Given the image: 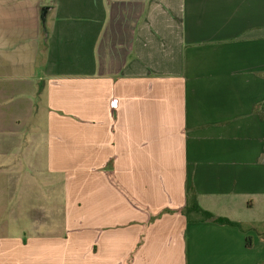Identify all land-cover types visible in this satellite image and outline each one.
Segmentation results:
<instances>
[{"label":"crops","instance_id":"1","mask_svg":"<svg viewBox=\"0 0 264 264\" xmlns=\"http://www.w3.org/2000/svg\"><path fill=\"white\" fill-rule=\"evenodd\" d=\"M257 224L264 0H0V264H264Z\"/></svg>","mask_w":264,"mask_h":264},{"label":"trees","instance_id":"2","mask_svg":"<svg viewBox=\"0 0 264 264\" xmlns=\"http://www.w3.org/2000/svg\"><path fill=\"white\" fill-rule=\"evenodd\" d=\"M185 211L186 213L191 212V213L197 214L198 216H200V219L203 222H212V223H218V224H224V225H231V226H236L240 228V225L237 224L236 222H232L226 218L213 215L212 213L200 208L199 205L197 204L196 198L193 193L191 194L190 198L187 201ZM247 243H249V239H247Z\"/></svg>","mask_w":264,"mask_h":264},{"label":"rangeland","instance_id":"3","mask_svg":"<svg viewBox=\"0 0 264 264\" xmlns=\"http://www.w3.org/2000/svg\"><path fill=\"white\" fill-rule=\"evenodd\" d=\"M259 213L260 212H254L253 213V217H255V218H257V217H259ZM253 231V233L254 234H257V231L258 232H263L264 233V225H261V226H258V224L256 225V227H255V230H252Z\"/></svg>","mask_w":264,"mask_h":264},{"label":"water","instance_id":"4","mask_svg":"<svg viewBox=\"0 0 264 264\" xmlns=\"http://www.w3.org/2000/svg\"><path fill=\"white\" fill-rule=\"evenodd\" d=\"M43 11H44V9H43ZM41 20H42V24H43V27H44V21H45V19H44V13H42V15H41Z\"/></svg>","mask_w":264,"mask_h":264}]
</instances>
